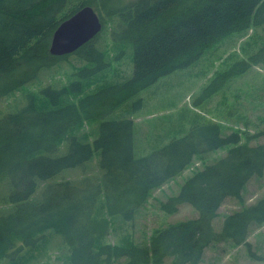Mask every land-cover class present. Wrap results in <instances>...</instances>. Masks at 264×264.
I'll return each mask as SVG.
<instances>
[{
  "label": "trees",
  "instance_id": "obj_1",
  "mask_svg": "<svg viewBox=\"0 0 264 264\" xmlns=\"http://www.w3.org/2000/svg\"><path fill=\"white\" fill-rule=\"evenodd\" d=\"M88 5L103 22L99 35L72 54H51L57 27ZM252 27L264 29V0H0V98L24 91L23 104L0 116L1 203L9 204L0 212V262L37 249L49 231L68 247V264H200L208 247L227 241L261 259L248 237L253 225L264 224V198L247 204L245 191L253 177L264 176V141L251 144L264 137V130L223 134L217 122L193 121L185 135L137 158L133 119H108L161 77L190 67L224 38ZM262 42L248 58L217 72L197 103L263 65ZM130 46L132 76L117 83L104 80L113 60ZM70 56L80 64L72 65L67 84L50 81L28 91L42 82L44 69L60 68ZM142 106L138 98L134 109ZM88 122L96 123L92 138L79 133ZM63 145L66 152L60 155ZM227 145L233 147L226 155L196 171L162 203L168 214L189 204L197 216L157 229L147 243L136 241L133 233L109 240L121 222L134 221L155 189L194 158ZM95 151L100 175L50 182L65 169H85ZM227 198L241 207L225 215L217 229L214 221Z\"/></svg>",
  "mask_w": 264,
  "mask_h": 264
},
{
  "label": "rangeland",
  "instance_id": "obj_2",
  "mask_svg": "<svg viewBox=\"0 0 264 264\" xmlns=\"http://www.w3.org/2000/svg\"><path fill=\"white\" fill-rule=\"evenodd\" d=\"M108 33L105 34L104 45L108 40ZM263 38V27H252L242 34L229 35L210 48L190 67L161 77L138 96L126 101L108 119H133L134 155L137 158L149 155L175 137L185 135L193 121L217 122L222 127L223 134L232 131H248L254 134L264 130V64L253 66L246 73L234 77L209 100L197 103L202 89L211 82L217 72L228 69L237 60L248 58L260 47ZM109 47L110 44L107 48ZM125 49L124 56L113 60L112 68L104 80L117 83L132 76L133 49L131 46ZM79 64L75 57L70 56L68 60L61 63L60 68L44 69L42 82L30 85L28 91L36 92L44 83L50 81L60 85L67 84L72 65L78 66ZM95 86L90 88L93 89ZM23 97L24 91H19L10 97L0 98V116L8 110L20 107L24 102ZM138 98H142L143 106L135 110L134 103ZM84 132L88 133L91 138L96 136V123H85L79 130L80 134ZM263 141L262 136L256 140L253 139L251 144L256 145ZM232 147L233 145H227L204 157L194 158L189 167L180 175L155 189L138 210L134 221L121 222L117 234H112L109 240L118 242L123 233H133L136 241L147 243L157 229L197 216L198 213L189 204L181 205L175 214H168L162 209V203L166 202L170 196L177 194L187 178L203 169L206 164L226 155ZM65 152L66 145H63L58 154ZM99 158L100 152L95 151L94 158L85 169L84 167L65 169L50 182L62 179L79 180L84 174L100 175ZM45 183L47 182L40 183L36 195L42 192ZM2 193L0 189V212L8 207L5 205H9L1 203ZM261 198H264V176H255L248 182L245 200L247 204H253ZM240 207L237 199L228 198L220 208L219 218L214 221L215 227L220 229L225 215ZM47 236L45 243L39 245L37 249L26 251L18 260H5L0 264H68L69 249L61 236L51 231L47 233ZM248 240L261 259L249 256L246 246H234L231 241H227L214 247H208L200 264H264V224L253 225Z\"/></svg>",
  "mask_w": 264,
  "mask_h": 264
},
{
  "label": "water",
  "instance_id": "obj_3",
  "mask_svg": "<svg viewBox=\"0 0 264 264\" xmlns=\"http://www.w3.org/2000/svg\"><path fill=\"white\" fill-rule=\"evenodd\" d=\"M103 29L101 17L92 6H85L63 20L53 33L49 51L63 56L76 52Z\"/></svg>",
  "mask_w": 264,
  "mask_h": 264
},
{
  "label": "bare ground",
  "instance_id": "obj_4",
  "mask_svg": "<svg viewBox=\"0 0 264 264\" xmlns=\"http://www.w3.org/2000/svg\"><path fill=\"white\" fill-rule=\"evenodd\" d=\"M86 1V0H85ZM139 4V3H138ZM83 6V5H82ZM94 8V7H93ZM95 9V8H94ZM111 9V8H110ZM128 9V8H127ZM129 10V9H128ZM114 11V10H113ZM58 13V12H57ZM56 18V17H55ZM58 21V20H57ZM129 41V40H128ZM132 42V41H131ZM122 44V43H121ZM119 46V45H118ZM111 48V47H110ZM94 51V50H93ZM98 52V51H97ZM89 53V52H88ZM123 55V54H122ZM94 56V55H93ZM124 56V55H123ZM89 57V56H88ZM96 58V57H95ZM95 60V59H94ZM195 60V59H194ZM49 64V63H48ZM87 66V65H86ZM103 66V65H102ZM101 72V71H100ZM160 74V73H159ZM82 82V81H81ZM91 83V82H90ZM81 84V83H80ZM84 86V85H83ZM97 86V85H96ZM101 88V87H100ZM13 89V88H12ZM118 91V90H117ZM4 92V91H3ZM66 92V91H65ZM60 93V92H59ZM118 93V92H117ZM8 94V93H7ZM115 94V93H114ZM35 98V97H34ZM50 101V100H49ZM83 104V103H82ZM31 105V104H30ZM46 107V106H45ZM62 107V106H61ZM36 108V107H35ZM84 109V108H83ZM32 111V110H31ZM45 112V111H44ZM76 112V111H75ZM90 112V111H89ZM85 115V114H84ZM95 116V115H94ZM95 119V118H94ZM77 122V121H76ZM125 122V121H124ZM80 125V124H79ZM58 135V134H57ZM53 139V138H52ZM38 140V139H36ZM59 140V139H58ZM62 140V138H61ZM55 141V140H54ZM85 145V144H84ZM48 146V145H47ZM32 148V147H31ZM101 148V147H100ZM27 154V153H26ZM34 155V154H33ZM45 157V156H44ZM102 160V159H101ZM80 162V161H79ZM78 162V163H79ZM103 164V163H102ZM103 166V165H102ZM60 168V167H59ZM58 173V172H57ZM55 174V173H54ZM47 178V177H46ZM13 179V178H12ZM15 181V180H14ZM36 185V184H35ZM46 190V189H45ZM44 199V198H43ZM228 199V198H227ZM15 201V200H13ZM32 232V231H31ZM35 233V232H34ZM26 237V236H25ZM43 237V236H42ZM10 239V238H9ZM40 239V238H39ZM11 241V240H10ZM26 243V242H25ZM3 248V247H2ZM24 249V248H23ZM3 250V249H2ZM3 255V253H2ZM10 256V255H9Z\"/></svg>",
  "mask_w": 264,
  "mask_h": 264
}]
</instances>
